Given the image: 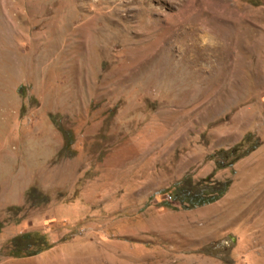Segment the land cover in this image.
<instances>
[{
	"label": "rangeland",
	"instance_id": "rangeland-1",
	"mask_svg": "<svg viewBox=\"0 0 264 264\" xmlns=\"http://www.w3.org/2000/svg\"><path fill=\"white\" fill-rule=\"evenodd\" d=\"M0 264H264V0H0Z\"/></svg>",
	"mask_w": 264,
	"mask_h": 264
},
{
	"label": "trees",
	"instance_id": "trees-1",
	"mask_svg": "<svg viewBox=\"0 0 264 264\" xmlns=\"http://www.w3.org/2000/svg\"><path fill=\"white\" fill-rule=\"evenodd\" d=\"M251 138V135H247L246 137H245V140H249ZM242 145H235V146H233V148H231V149H229L228 151H225V152H220V153H223V154H228V155H232L233 157H234V160H237V159H239V158H241L242 156H244V155H246V154H248V153H250L251 151H253V150H255V148L257 147V143H253V145H252V147H250L249 149H246V150H244V151H242L241 153H239V154H237V149L238 148H240ZM232 157V158H233ZM25 237H27L26 235H24ZM21 238H23V236L21 237ZM20 237L19 238H17L16 240L17 241H15V239H14V243L15 242H18V240L19 239H21ZM43 240V239H42ZM43 242V248L40 250L39 249V251H37V252H33V253H31V254H28L27 256H33V255H36V254H38L40 251H42V250H44V249H47L48 248V246L46 245V243L44 242V241H42ZM16 244V243H15ZM16 255V254H15ZM16 256H18V255H16Z\"/></svg>",
	"mask_w": 264,
	"mask_h": 264
},
{
	"label": "built area",
	"instance_id": "built-area-1",
	"mask_svg": "<svg viewBox=\"0 0 264 264\" xmlns=\"http://www.w3.org/2000/svg\"><path fill=\"white\" fill-rule=\"evenodd\" d=\"M167 200H171V198L168 196V197H167Z\"/></svg>",
	"mask_w": 264,
	"mask_h": 264
}]
</instances>
